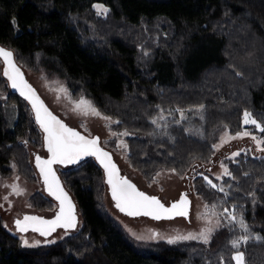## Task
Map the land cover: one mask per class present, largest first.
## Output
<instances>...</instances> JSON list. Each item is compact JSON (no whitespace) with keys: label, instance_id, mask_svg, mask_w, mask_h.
<instances>
[{"label":"trees","instance_id":"obj_1","mask_svg":"<svg viewBox=\"0 0 264 264\" xmlns=\"http://www.w3.org/2000/svg\"><path fill=\"white\" fill-rule=\"evenodd\" d=\"M95 3L108 7L106 17L96 15ZM83 23L94 28L92 38ZM0 45L19 67L64 80L73 99L84 96L116 119L114 128L130 134L127 160L146 179L211 161L225 130L247 128L245 111L264 124V0H0ZM144 49L150 52L141 59ZM7 89L16 112L11 120L0 100V174L10 175L14 162L35 181L26 145L40 146L43 133L0 72V93ZM227 169L230 175L215 181L223 191L198 171L194 191L242 218L247 232L231 223L207 244L135 240L104 209L103 170L89 157L58 171L80 229L26 247L0 218V264H235L238 250L245 264H264V156L241 153ZM31 200L39 208L54 202L40 194ZM244 235L248 241L234 248Z\"/></svg>","mask_w":264,"mask_h":264},{"label":"rangeland","instance_id":"obj_2","mask_svg":"<svg viewBox=\"0 0 264 264\" xmlns=\"http://www.w3.org/2000/svg\"><path fill=\"white\" fill-rule=\"evenodd\" d=\"M96 5H101L104 9H107L106 14L103 12L98 14L97 8L95 7ZM93 10L97 16L104 18L108 14L109 9L102 3H95L93 5ZM80 28L84 35H89L91 38L94 36V28L90 24H80ZM156 41L157 37L153 38L152 44H155ZM140 51L141 59H145L150 52L146 49ZM20 68L24 81L34 90L35 94L42 100L44 106L53 116L67 127L79 132L80 135L84 136L86 139L98 138V146L109 153L111 160L118 166L119 178L128 180L138 191L143 192L145 195L156 197L166 207H171L174 202L179 201L182 194L186 195L187 200L190 202L187 218L183 216H174L172 218L153 219L144 215L131 217L121 213L116 207V203L112 200L108 192V187L105 184L102 197L104 209L114 217L135 240L140 242L165 241L169 243L168 241L171 239L174 240V242L169 244L174 245L191 241H199L207 244L216 229L233 223L227 220L225 211L214 209L213 214L212 206L208 205L195 193L192 180L198 171L204 178L207 177L213 184H216L215 181L219 182L226 175L224 173L225 169H227V162L229 160H234L241 153H249L257 157L264 156V143L258 144V141H264V136H262L261 131L252 125H248L242 132L246 131L249 135L233 139L232 137L237 133L231 134L228 130H225L220 135L217 143L214 144V153L211 161L204 164H197L193 170H189L183 175H179L173 170L162 169L151 179H146L139 171L130 166L127 160L128 145L126 142L130 134L126 130H116L114 128L115 124L118 122L116 119L100 113L95 108L92 101L84 96L73 99L70 96L64 80L57 77H48L43 71H34L25 66ZM0 72H5V67L2 62L0 63ZM9 95L10 92L9 89H7V91L0 93V100L8 107L9 117L13 120L16 110L15 105L9 101ZM81 101L90 102L91 106L94 107L100 115L97 116L92 114L90 108L80 104ZM121 133H127V135H120ZM225 133H227V136H225ZM43 136L42 134L43 140L40 146L35 147L30 144L26 145L29 154V163L36 174L35 181H29L19 174L14 162L10 165V175L2 176L0 174V218L4 227L11 234L17 236L21 244L26 247L47 245L63 240L65 237L77 232L81 226V217L78 209L75 208L76 226L71 229L66 230L57 227L50 235L41 236L39 232L32 231L31 226H29L28 230L25 232L19 231L16 227L15 221H23L25 216H34L45 221H51L56 218L59 212L55 201L52 202L50 207L39 208L33 204L31 200L34 194H40L44 197L49 196L51 199L53 198L49 194L48 188L44 183V177L38 170L39 168L36 162L37 157L46 160L50 155L47 151L45 136ZM253 137L256 139H253ZM121 144L126 145V147H118V145ZM234 153H239V155L233 156ZM83 158L81 160H83ZM72 166L74 165L57 163L53 166V170L55 173H58L59 170H67L72 168ZM217 177H220V179H217ZM13 185L19 186L22 190V194H14L12 192ZM216 185L217 188H222L220 184ZM5 197H7V200H5ZM206 205L208 206L209 214L203 216V213L206 211ZM234 216L238 228L245 232L239 226V220L235 213ZM217 221H219V224H217ZM209 227L213 228V231L208 237L207 242H204L202 239H177V237L186 236L189 233L199 236V233L203 229ZM247 236L248 235H244L243 238L238 239V244L245 243L244 238ZM138 237H143V239H138ZM25 241L27 243H25ZM238 252L240 251H236L234 256ZM234 263L236 264L235 260Z\"/></svg>","mask_w":264,"mask_h":264},{"label":"snow or ice","instance_id":"obj_3","mask_svg":"<svg viewBox=\"0 0 264 264\" xmlns=\"http://www.w3.org/2000/svg\"><path fill=\"white\" fill-rule=\"evenodd\" d=\"M95 7L97 8L98 14L101 12L106 14L107 9H104L103 6L96 5ZM0 57L3 58L5 64L7 65L4 75L12 82V87L14 89H19L21 95L25 96V98L30 101L36 113V121L46 134L45 141L50 158L43 160L40 157H37V167L40 169L41 175L44 177V183L48 188L49 194L54 196L60 202V210L54 220L45 221L38 217L25 216L23 221H15L16 227L19 231L25 232L28 230L29 226H31L32 231L39 232L41 236H48L57 227L67 230L76 226L74 206L71 204L67 194L60 186L59 180L51 166L57 163L64 165L74 164L85 156H94L104 168L107 174V182L111 186L112 198L116 202V207L121 212H125L129 216H150L153 219L172 218L174 216H183L187 218L188 206L190 202L187 200L186 195L182 194L181 199L174 202L171 207H165L164 204H162L156 197L147 196L143 192L138 191L133 184L129 183L128 180L118 178V170L112 163L109 153L103 151L98 146V138L86 139L84 136L80 135L79 132L61 123V121L53 116L43 103L38 100L34 91L23 80L21 73L12 62V53L0 48ZM80 104L86 105L90 108L92 114L97 116L100 115L96 109L91 106L90 102L81 101ZM153 123H156V121H153ZM242 123L245 126L252 125L259 131L264 132V124L258 122L253 117L252 113L248 111L243 113ZM120 135H127V133H121ZM247 135H249V133L245 131L237 133L232 138H242ZM225 136H227V133H225ZM253 139L256 138L253 137ZM259 143H264V141H258V144ZM118 147H126V145L121 144L118 145ZM236 155H239V153L233 154V156ZM224 174L230 175L227 172V169H225ZM217 179H220V177H217ZM205 180H207L208 184L212 188H217V185L213 184L207 177H205ZM217 190L223 191V188H217ZM12 192L17 195L22 194V190L17 185L12 186ZM5 200H7V197H5ZM215 207V205L212 206L213 214ZM205 209L206 211L203 213V216H207L209 214L207 205L205 206ZM224 211L227 220L235 223L236 218L234 214L229 213L227 209ZM217 224H219V221H217ZM239 226L245 232L248 231L247 225L242 218L239 219ZM212 231L213 228L209 227L203 229L199 233V236L189 233L186 236L177 237V239H202L204 242H207ZM138 239H143V237H138ZM168 242L173 243L174 240L170 239ZM244 242H247V237L244 238ZM25 243L27 242L25 241ZM232 246L234 248H238L239 244L237 241H232ZM233 259L236 261V264H244L243 253L238 252Z\"/></svg>","mask_w":264,"mask_h":264},{"label":"water","instance_id":"obj_4","mask_svg":"<svg viewBox=\"0 0 264 264\" xmlns=\"http://www.w3.org/2000/svg\"><path fill=\"white\" fill-rule=\"evenodd\" d=\"M0 48H3V49H5L6 51H10L11 53H12V62L14 63V65L16 66V68L19 70V72L21 73V76H22V78H23V74H22V72H21V68L17 65V63L15 62V59H14V54H13V52L10 50V49H8V48H6V47H4V46H2V45H0ZM1 58V60H2V63H3V65H4V67H5V69H6V67H7V65L5 64V62H4V60H3V58L2 57H0ZM3 75H4V72H3ZM4 77L7 79V81H8V84H9V87H10V89L12 90V92H14V93H16L19 97H21V98H23V99H25L27 102H28V104L30 105V107H31V109H32V111H33V116H34V120H35V122H36V124L38 125V127L41 129V131H42V133H43V135L45 136L46 134L44 133V131H43V129L40 127V125L37 123V121H36V113H35V111H34V109H33V107H32V104L30 103V101L28 100V99H26L25 98V96H23V95H21V92H20V90L19 89H14L13 87H12V82L8 79V77H6L5 75H4ZM24 80V79H23ZM27 83V82H26ZM28 84V83H27ZM32 89V88H31ZM33 90V89H32ZM34 91V90H33ZM35 93V92H34ZM35 96L38 98V100L40 101V102H42V100L35 94ZM43 103V102H42ZM44 105V104H43ZM43 136V137H44ZM101 148V147H100ZM102 149V148H101ZM103 150V149H102ZM103 151H105V150H103ZM106 152V151H105ZM89 157H92L99 165H100V167L102 168V170H103V174H104V182H105V184L107 185V187H108V192H109V194H110V196H111V198H112V190H111V186L108 184V182H107V174H106V172H105V170H104V168L101 166V164H100V162L94 157V156H85L84 158H83V160L84 159H86V158H89ZM50 158V155H49V157L47 158V159H49ZM46 159V160H47ZM83 160H81V161H83ZM81 161H79V162H81ZM79 162H77V163H74L73 165H76V164H78ZM112 163L116 166V169L118 170V172H117V175H118V178H119V168H118V166L112 161ZM55 164H53L51 167H52V170H53V166H54ZM39 171H40V169H38ZM54 171V170H53ZM41 173V172H40ZM56 174V177L58 178V180H59V183H60V186L62 187V189H63V191L67 194V196H68V198H69V200H70V202H71V204L74 206V209L75 208H77L76 207V205H75V203H74V200H73V198H72V196L69 194V192L65 189V187L63 186V184H62V182H61V180H60V178H59V176H58V173H55ZM52 196V195H51ZM53 198V200L57 203V206H58V210H60V202L54 197V196H52ZM112 200H113V198H112ZM115 202V201H114ZM116 203V202H115ZM166 207V206H165ZM121 212V211H120ZM59 213V212H58ZM57 213V214H58ZM121 213H123V214H125V215H127L125 212H121ZM139 216V215H138ZM148 217H150V216H148ZM152 218V217H151Z\"/></svg>","mask_w":264,"mask_h":264},{"label":"flooded vegetation","instance_id":"obj_5","mask_svg":"<svg viewBox=\"0 0 264 264\" xmlns=\"http://www.w3.org/2000/svg\"><path fill=\"white\" fill-rule=\"evenodd\" d=\"M127 216H129V215H127ZM131 217H134V216H131Z\"/></svg>","mask_w":264,"mask_h":264}]
</instances>
